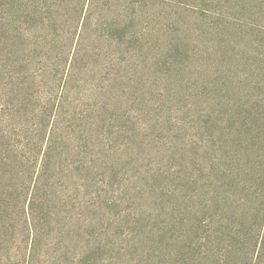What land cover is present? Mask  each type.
<instances>
[{"label": "rangeland", "instance_id": "374dc122", "mask_svg": "<svg viewBox=\"0 0 264 264\" xmlns=\"http://www.w3.org/2000/svg\"><path fill=\"white\" fill-rule=\"evenodd\" d=\"M139 2L120 42L105 32L125 27L124 0H0V116L23 66L39 67L45 41L77 54V97L88 98L95 82L105 88L96 264H177L201 242L212 198L233 195L221 178L259 154L264 163V0ZM262 192L249 219L255 232ZM216 220L212 249L222 263L232 244L220 254L224 206ZM255 254L264 264V242Z\"/></svg>", "mask_w": 264, "mask_h": 264}, {"label": "trees", "instance_id": "16d2710c", "mask_svg": "<svg viewBox=\"0 0 264 264\" xmlns=\"http://www.w3.org/2000/svg\"><path fill=\"white\" fill-rule=\"evenodd\" d=\"M85 1L92 6L96 0ZM140 5L124 0L125 27L111 25L105 37L125 42ZM56 44L43 43L39 67L32 61L23 66L25 79L10 100V111L0 116V126H6L0 134V264H96L101 251L96 220L104 205L105 88L95 82L88 98L77 97L75 82L82 74L77 54L57 53L51 49ZM260 157L239 174L221 178L233 195L212 198L211 222L198 229L201 242L193 241L177 264H208L206 258L212 264H254L264 242V202L256 232L249 220L256 196L263 193ZM219 206L228 219L227 228L219 230L220 254L232 240L222 263L212 249Z\"/></svg>", "mask_w": 264, "mask_h": 264}]
</instances>
